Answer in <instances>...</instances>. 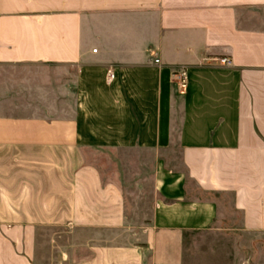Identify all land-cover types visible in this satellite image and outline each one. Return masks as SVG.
Masks as SVG:
<instances>
[{
  "label": "crops",
  "instance_id": "obj_1",
  "mask_svg": "<svg viewBox=\"0 0 264 264\" xmlns=\"http://www.w3.org/2000/svg\"><path fill=\"white\" fill-rule=\"evenodd\" d=\"M134 153L149 203L121 184ZM46 231L74 264H218L197 237H264V0H0V264H38Z\"/></svg>",
  "mask_w": 264,
  "mask_h": 264
},
{
  "label": "rangeland",
  "instance_id": "obj_2",
  "mask_svg": "<svg viewBox=\"0 0 264 264\" xmlns=\"http://www.w3.org/2000/svg\"><path fill=\"white\" fill-rule=\"evenodd\" d=\"M18 69V68H17ZM16 68L10 69L17 71ZM9 70V71H10ZM96 87L99 86L100 80L95 79ZM100 88V87H98ZM103 91V89H101ZM91 96V95H90ZM177 150V148H175ZM168 153V152H164ZM135 154V153H134ZM112 156V155H111ZM138 154H135L134 158H130L132 162H130V166L126 167L131 173L126 177V181L122 180L121 184L124 186V191L128 198L134 199L135 197H141L144 203H149L153 198V181H154V171L152 169L153 163L152 159H144L145 166H147L148 171L143 172L138 167L140 165V161L138 158ZM171 159L173 164H175L179 169H181L180 164V156L178 150L175 153L170 154L168 157H164L163 159ZM167 159V160H168ZM142 162V161H141ZM96 163H98L102 169H104V174L108 176L112 173L116 168L123 167V163L121 164V160L112 157L102 156L96 159ZM144 165V163H143ZM172 164H168L167 166H171ZM172 167V166H171ZM136 182H141L144 185H138ZM62 234L63 237H59L58 235ZM69 240L68 234L55 233L53 231H46L43 233L42 240V248L43 252L40 255L38 260V264H74V260L71 258L68 253H59V246L67 245L66 242ZM205 245L209 248V245H214L215 247L222 249V251H226L227 254L224 258L227 260H223V262H218V264H239L241 260H249L250 262L263 263L264 262V237L254 239V237H248L244 235H240L237 238L226 237V236H214V235H202L197 237V243ZM236 242V244H235ZM218 249V250H219ZM232 251V254H230ZM241 254L240 257H238ZM242 258V259H239ZM209 259V257H208ZM240 260V261H239ZM239 261V262H238Z\"/></svg>",
  "mask_w": 264,
  "mask_h": 264
},
{
  "label": "built area",
  "instance_id": "obj_3",
  "mask_svg": "<svg viewBox=\"0 0 264 264\" xmlns=\"http://www.w3.org/2000/svg\"><path fill=\"white\" fill-rule=\"evenodd\" d=\"M221 64H229L230 58L223 57L220 60ZM156 62L159 63V59H156ZM172 78L176 84L178 90L184 91L187 89L189 84V68L187 65H182L176 68L172 73ZM115 79V73L113 69H109L107 72V81L112 83Z\"/></svg>",
  "mask_w": 264,
  "mask_h": 264
}]
</instances>
